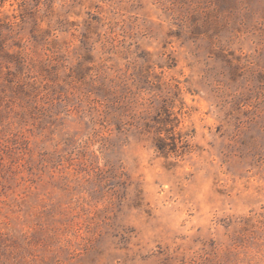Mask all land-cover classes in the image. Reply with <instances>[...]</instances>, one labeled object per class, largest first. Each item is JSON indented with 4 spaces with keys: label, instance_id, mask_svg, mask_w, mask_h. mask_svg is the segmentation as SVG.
Masks as SVG:
<instances>
[{
    "label": "rangeland",
    "instance_id": "obj_1",
    "mask_svg": "<svg viewBox=\"0 0 264 264\" xmlns=\"http://www.w3.org/2000/svg\"><path fill=\"white\" fill-rule=\"evenodd\" d=\"M0 264H264V0H0Z\"/></svg>",
    "mask_w": 264,
    "mask_h": 264
},
{
    "label": "trees",
    "instance_id": "obj_2",
    "mask_svg": "<svg viewBox=\"0 0 264 264\" xmlns=\"http://www.w3.org/2000/svg\"><path fill=\"white\" fill-rule=\"evenodd\" d=\"M156 147H157V149H159V150L162 149L160 146H156Z\"/></svg>",
    "mask_w": 264,
    "mask_h": 264
}]
</instances>
